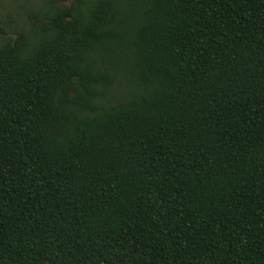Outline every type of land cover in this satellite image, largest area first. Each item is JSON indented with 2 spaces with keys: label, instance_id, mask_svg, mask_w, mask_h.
Returning a JSON list of instances; mask_svg holds the SVG:
<instances>
[{
  "label": "trees",
  "instance_id": "trees-1",
  "mask_svg": "<svg viewBox=\"0 0 264 264\" xmlns=\"http://www.w3.org/2000/svg\"><path fill=\"white\" fill-rule=\"evenodd\" d=\"M24 6L0 264H264V0Z\"/></svg>",
  "mask_w": 264,
  "mask_h": 264
},
{
  "label": "rangeland",
  "instance_id": "rangeland-1",
  "mask_svg": "<svg viewBox=\"0 0 264 264\" xmlns=\"http://www.w3.org/2000/svg\"><path fill=\"white\" fill-rule=\"evenodd\" d=\"M25 2L26 0H0V30L9 31V26L15 27L26 19L24 17L27 12L24 6ZM71 2L72 0H58V3L62 5H70ZM8 36H3L0 33V39H5Z\"/></svg>",
  "mask_w": 264,
  "mask_h": 264
}]
</instances>
